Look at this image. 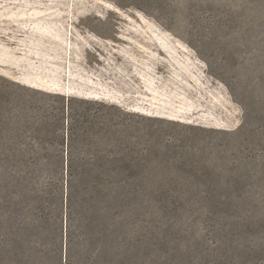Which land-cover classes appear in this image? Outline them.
Masks as SVG:
<instances>
[{
  "label": "rangeland",
  "instance_id": "1",
  "mask_svg": "<svg viewBox=\"0 0 264 264\" xmlns=\"http://www.w3.org/2000/svg\"><path fill=\"white\" fill-rule=\"evenodd\" d=\"M65 97L130 114L145 190L199 177L215 202L66 208L4 175L0 264H264V0H0V159L43 156L18 147Z\"/></svg>",
  "mask_w": 264,
  "mask_h": 264
},
{
  "label": "trees",
  "instance_id": "2",
  "mask_svg": "<svg viewBox=\"0 0 264 264\" xmlns=\"http://www.w3.org/2000/svg\"><path fill=\"white\" fill-rule=\"evenodd\" d=\"M52 96L60 99L61 95ZM52 110L48 126L35 129L39 135L45 133L48 140L44 143L40 138L39 143H27L18 147L20 153L43 152L44 155L13 161L0 159V177L9 174L17 176L22 188H26L34 179L47 178L48 185L63 189L66 208L74 201L75 192H87L93 198L99 196L107 206L118 205L124 208H130L134 195L140 193L138 201L145 204L176 206L205 200L215 202L214 195L210 192L200 195L184 188L186 182L192 185L194 180L199 181V177H160L158 189L145 190V185H148L151 178L143 173L132 172L143 161L132 155L133 124L130 114L119 107L65 97L59 100L58 105L52 106ZM108 113H112L110 119L106 118ZM109 128L113 130L109 131ZM98 133L102 137L95 135ZM103 144L105 147L109 145L110 149H104V152L100 150L99 147ZM76 151L80 153L79 156L73 155ZM144 160L148 162L146 158ZM67 230L69 227L66 226V239ZM64 252L67 253V246ZM60 264H66V256L61 257Z\"/></svg>",
  "mask_w": 264,
  "mask_h": 264
}]
</instances>
